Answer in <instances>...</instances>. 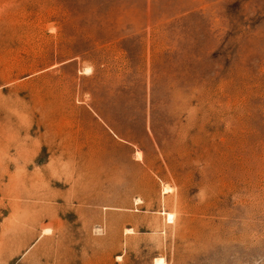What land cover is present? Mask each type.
Segmentation results:
<instances>
[{
	"label": "rangeland",
	"instance_id": "obj_1",
	"mask_svg": "<svg viewBox=\"0 0 264 264\" xmlns=\"http://www.w3.org/2000/svg\"><path fill=\"white\" fill-rule=\"evenodd\" d=\"M0 264H264V0H0Z\"/></svg>",
	"mask_w": 264,
	"mask_h": 264
}]
</instances>
